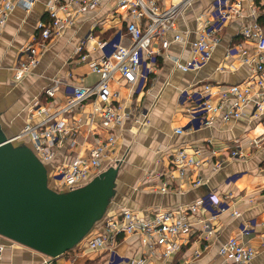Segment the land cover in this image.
Wrapping results in <instances>:
<instances>
[{
	"label": "crops",
	"instance_id": "crops-1",
	"mask_svg": "<svg viewBox=\"0 0 264 264\" xmlns=\"http://www.w3.org/2000/svg\"><path fill=\"white\" fill-rule=\"evenodd\" d=\"M15 1L19 3V0ZM33 1L30 11L21 6L15 8L0 40V127L7 139L17 138L27 125L42 120L31 114L35 103L53 110L66 103L68 87L95 85L100 77L91 71L88 61L77 56L78 46L87 37H92L86 50L90 60H97L102 55L98 42L110 39L124 28V22L115 13L118 0H102L98 12L84 15L61 37L49 41L39 66L17 82L13 69L21 49L37 34V25L48 20L47 8L51 0ZM214 1L195 0L191 8L181 14L177 29L167 34L170 47L164 52L166 57L159 58L158 69L146 91L136 94L134 88L117 81L111 83L112 90L120 93V104L129 117L115 131V153L107 164V168H119L115 195L96 230L103 229L106 216L120 218L125 210L148 219L157 210L176 212L214 196L215 201L229 206L213 222L216 237L205 240L200 219H208L210 213L200 211L190 216L193 231L180 237V250L167 258L161 257L165 248L151 250L139 235H133L117 238L112 246L114 257L109 248L89 252L77 246L65 255L51 259L15 242L3 240L5 251L0 264H129L142 257L147 258L150 264H221L220 247L232 238H238L255 249L256 256L249 264H264V117H253L251 108H248L247 114L240 119L225 122L218 117L212 126L190 131L187 128L190 119L181 102L184 91H202L207 84L219 90L240 84L251 74L239 54L230 56L229 53L238 47L250 53L256 52L255 45L241 37L242 28L254 21L258 23L262 15L254 0H242L241 18L230 22L224 29L205 66L186 72L181 69V65L191 61L192 44L198 38L202 21L208 19ZM160 2L168 9L178 5L180 0ZM176 35H180L183 41H174ZM55 79L61 80L63 86L50 100L44 93ZM229 106L230 102L226 108ZM96 109L95 103L91 102L67 117L72 133L61 138L53 148L55 157L48 165L49 171L79 154L87 156L93 139L105 136L106 131ZM144 118L149 120L147 126L139 123ZM257 141L258 146L255 145ZM21 142L28 144L31 141ZM237 146L245 160L228 162L217 170L213 163L220 155L213 157V151L222 155L227 149L234 150ZM180 148L187 149L195 159H199L201 166L191 169L185 177H180L175 171L176 178L169 181V190L161 192L162 183L166 181L162 175L168 171L171 154ZM195 151L199 155L194 154ZM197 179H202L203 184L191 188L192 181ZM235 211L240 216H235ZM249 221H255L256 227L250 235L243 236L241 225Z\"/></svg>",
	"mask_w": 264,
	"mask_h": 264
},
{
	"label": "built area",
	"instance_id": "built-area-1",
	"mask_svg": "<svg viewBox=\"0 0 264 264\" xmlns=\"http://www.w3.org/2000/svg\"><path fill=\"white\" fill-rule=\"evenodd\" d=\"M194 1L180 0L178 5L167 9L162 6L160 0H118L115 13L124 22V28L115 32L110 39L98 42V49L102 52L101 57L97 60L89 58L86 48L92 37L82 41L76 50L80 60L88 61L91 71L99 75V81L93 86L68 87L66 103L53 110L39 103L34 104L31 114L42 120L27 125L15 140L18 142L29 137L35 154L47 166L55 157L53 148L59 140L69 137L72 133L67 117L86 104L95 103L96 112L106 131L105 136H96L93 139L87 156L83 157L79 154L70 161L60 162L48 172L55 191L66 193L82 188L110 168H107V164L112 161L117 144L115 131L129 117L120 104V93L112 90L111 83L117 81L126 87L134 88L136 94L146 91L153 74L158 69L159 58L166 57L164 52L170 47L167 34L177 29L179 17L191 8ZM17 2L0 0V40L15 8L21 6L26 11H30L34 4L33 0ZM101 2L102 0H51L47 8L48 20L37 25V34L33 40L21 49L19 60L13 69L15 81H22L39 66L49 41L61 37L84 15L98 12ZM242 11V0H215L212 10L208 13V19L202 21L198 38L192 44L191 61L181 65V69L186 72L205 66L220 42L221 33L230 22L241 18ZM241 37L253 43L256 52L250 53L238 47L233 48L229 55H240L242 63L249 67L250 77L240 84L219 90L207 84L202 87V91H184L181 102L190 119L187 125L190 131L208 128L218 117H222L225 122L240 119L247 114L248 108H251L253 117H264V30L254 21L242 28ZM174 41L181 42L183 38L176 35ZM62 86V81L55 79L44 94L48 99L53 100ZM228 102L230 106L227 109ZM139 123L147 126L149 120L144 118ZM178 132L183 131L178 130ZM258 144V141L255 142L256 146ZM218 153L215 151L212 153L213 157L220 155L213 163L217 170L228 162L245 160L239 146L234 150L227 149L222 155ZM194 154L199 155L197 151ZM200 166L201 161L195 159L187 149H177L171 154L168 171L162 175L166 181H163L160 191L169 190L171 184L169 181L176 178L175 171L180 177H185L191 169ZM202 184V179H197L192 181L190 187L195 188ZM228 209V204L215 201L214 196H209L176 212L157 210L148 219L125 210L120 218L106 216L103 229L99 231L95 227L78 246L89 252L109 248L114 257L112 246L118 237L139 235L147 248L151 250L165 248L161 257L167 258L180 250V237L190 235L193 231L194 224L189 220L191 215H196L200 211L210 213L208 219H200L205 240L209 241L217 235L213 222ZM234 215L240 216L236 211ZM255 227V221L242 224L241 235H250ZM3 240L0 236V257L5 251ZM255 256V249L238 238L230 239L219 250L221 264H249ZM129 264H150V262L142 257L130 261Z\"/></svg>",
	"mask_w": 264,
	"mask_h": 264
},
{
	"label": "water",
	"instance_id": "water-1",
	"mask_svg": "<svg viewBox=\"0 0 264 264\" xmlns=\"http://www.w3.org/2000/svg\"><path fill=\"white\" fill-rule=\"evenodd\" d=\"M7 139L0 127V236L57 259L77 247L107 213L119 168L66 193L49 183L35 152Z\"/></svg>",
	"mask_w": 264,
	"mask_h": 264
},
{
	"label": "trees",
	"instance_id": "trees-1",
	"mask_svg": "<svg viewBox=\"0 0 264 264\" xmlns=\"http://www.w3.org/2000/svg\"><path fill=\"white\" fill-rule=\"evenodd\" d=\"M254 2H255V5L260 7V9L262 11V15L258 18V23H259L260 27H262V29L264 30V0H254Z\"/></svg>",
	"mask_w": 264,
	"mask_h": 264
},
{
	"label": "rangeland",
	"instance_id": "rangeland-1",
	"mask_svg": "<svg viewBox=\"0 0 264 264\" xmlns=\"http://www.w3.org/2000/svg\"><path fill=\"white\" fill-rule=\"evenodd\" d=\"M28 139H30L29 137H25V138H23V139H21V140H19V142H17V143H15V144H21V143H24V145L25 146H28L29 148H31L33 151H34V146H33V143H31V142H29L28 144L27 143H25V142H21V141H27ZM46 167H47V169H48V166H47V164L45 165ZM48 172H49V170H48ZM49 183H50V186L51 187H53V184H52V180L49 178ZM54 188V187H53ZM106 215H107V213H106ZM2 239H4V240H6V241H8V242H10V240H8V239H6V238H3V237H1Z\"/></svg>",
	"mask_w": 264,
	"mask_h": 264
}]
</instances>
